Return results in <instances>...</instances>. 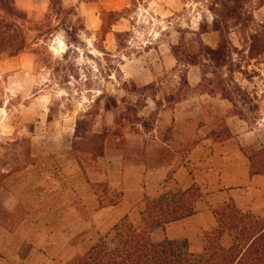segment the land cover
Returning <instances> with one entry per match:
<instances>
[{
  "label": "rangeland",
  "instance_id": "rangeland-1",
  "mask_svg": "<svg viewBox=\"0 0 264 264\" xmlns=\"http://www.w3.org/2000/svg\"><path fill=\"white\" fill-rule=\"evenodd\" d=\"M263 3L0 0V19L8 22L7 27L0 24V226L19 223L31 212L37 194L42 198L38 213L50 206L55 212L73 213L84 228L69 237L77 246L64 262L68 264L84 254L93 239L112 236L115 218L103 224V211L109 207L91 208L98 204L93 188L102 191L108 183L114 193L123 191L121 185L110 183L109 168L116 178L124 166L142 173V196L128 202L123 213L138 224L144 195L180 189L173 173L186 165L188 153L209 130L217 135L233 117L243 118L248 127L257 125L264 118V75L253 78L264 68V41L258 37L264 30ZM119 32L123 33L117 46ZM3 40L11 46L4 47ZM202 44L225 46L226 62L217 66L209 57H200ZM172 46L182 58L197 56L204 77L198 87H189V66L176 63ZM211 83L226 90L229 107L221 110L218 101L206 98L201 121L195 114L185 117L186 109L197 112L192 99L199 93L221 95L211 94ZM183 100H189V108L180 105ZM88 112L93 129L108 136L104 156L84 163V175L73 158L71 142L76 120ZM18 175L19 182L27 184L13 188ZM50 182H57V188L47 187ZM200 189L203 197L195 204L196 211L212 213L222 202H215L206 186ZM241 192L245 190L234 194ZM13 196L17 201L8 210L5 206ZM97 228L102 235H89ZM212 230L191 225L186 230L189 249L201 252ZM178 231L171 227L170 236Z\"/></svg>",
  "mask_w": 264,
  "mask_h": 264
},
{
  "label": "trees",
  "instance_id": "trees-1",
  "mask_svg": "<svg viewBox=\"0 0 264 264\" xmlns=\"http://www.w3.org/2000/svg\"><path fill=\"white\" fill-rule=\"evenodd\" d=\"M57 4L60 5L61 2ZM60 10L66 11L62 7ZM111 14L117 15V12ZM0 24L8 26L5 19H0ZM260 32L258 37L261 36L263 42L264 30ZM122 33L115 34L117 46L118 37ZM254 40L258 41V38L254 37ZM6 44L11 46L9 40H3L2 45L5 47ZM200 46L201 50L198 52L200 57H209L208 60L217 66L226 62L228 52L225 46L220 45L216 48L204 44ZM249 50L250 53L254 50L252 39ZM178 51V48L171 47L172 56L177 64L182 61L187 66L200 67L196 62L197 56L183 54L182 58ZM19 52L21 50H18L17 54ZM203 79L204 77L201 82ZM212 84L209 90L211 94L215 91L229 100L224 94L226 90L220 87V84L217 83L215 86ZM91 114L88 112L76 120L71 142L73 158L84 175H86L84 163L87 165L94 163L104 156L108 136V132H96L93 129ZM116 125H121L118 119ZM130 125H133L132 122ZM143 126L146 124L143 123ZM221 131L213 135L215 141L231 137L227 127ZM241 150L250 162L251 174L264 175V150L246 151L243 148ZM93 192L99 208L116 206L123 198V191L114 193L108 183L104 185L102 191L93 188ZM202 197L203 193L196 184L187 189H168L159 195H145L141 203L138 224L132 223L124 216L113 226L111 238H99L84 254L74 257L68 264H264V216L256 217L249 211L240 210L232 198L212 210L216 228L206 235V245L201 252H192L187 240H172L167 237L166 227L170 223L195 215V204Z\"/></svg>",
  "mask_w": 264,
  "mask_h": 264
},
{
  "label": "crops",
  "instance_id": "crops-1",
  "mask_svg": "<svg viewBox=\"0 0 264 264\" xmlns=\"http://www.w3.org/2000/svg\"><path fill=\"white\" fill-rule=\"evenodd\" d=\"M258 71L260 75L254 73L255 77L253 78H260L264 75V68ZM201 80L200 67L189 65L187 70L189 87H198ZM261 83L263 84L264 81ZM206 98L218 101L217 107L221 110L229 107L230 102L221 95L199 93L192 99V105H194V100L197 101V112L194 113L191 109H186L184 116L194 117L196 115L201 121L205 117L203 104ZM180 105L189 108L190 102L183 100ZM181 112H179V117H182ZM227 127L231 133L230 138L215 141L210 135L211 130H209L202 139L195 143L187 155L186 165L179 167L173 173V182L180 189H187L193 184L200 188L206 186V192L211 193L215 202H222L223 204L232 198L240 210L249 211L256 217H263L264 175L251 174L250 162L241 148L245 150V147L248 146L249 151L264 150V118L260 119L257 125L248 127L243 118L233 117L228 121ZM120 166H122L121 162ZM111 174L113 173L109 168L107 177L110 183H117L122 186L123 198L118 205L106 207L107 209L103 211L105 218L103 224L114 218L113 224L118 222L125 215L123 213H125L126 208L129 207L126 204L138 199V197L140 199L142 196V173L139 170L124 166L120 167L118 178ZM19 176H16L17 180H15L13 188L19 187L21 183H26H20ZM150 176L153 177L152 174ZM55 183L57 182H50L47 187L56 189ZM70 189V192L74 193L76 188ZM243 189L245 193L234 194ZM92 194L95 196L94 192ZM41 199L40 195H35V201L30 204L31 212L19 219V223L14 224V227L7 228L8 225L6 224L4 227L0 226V264H64L74 254L73 246L77 245H73L69 237L81 233L84 223L76 220V215L73 213L55 212L52 206L38 213L37 207ZM16 201V196H13V199L5 206L6 209L10 210ZM97 205L94 203L91 208L97 209L99 207ZM191 225H196L199 230H214L216 221L211 212L208 214L196 211L195 215L191 217L170 223L166 227V235L172 240H186V230ZM171 227L180 228L181 231H178L176 236L171 237L169 233ZM93 230L95 231H89V235L96 234V237L102 235L100 228ZM97 240L93 239L89 246L95 244Z\"/></svg>",
  "mask_w": 264,
  "mask_h": 264
}]
</instances>
